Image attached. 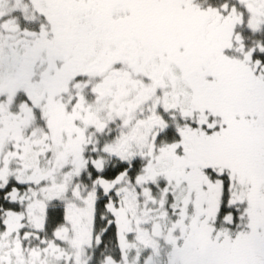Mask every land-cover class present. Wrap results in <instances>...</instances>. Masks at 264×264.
Listing matches in <instances>:
<instances>
[{"label": "snow or ice", "instance_id": "1", "mask_svg": "<svg viewBox=\"0 0 264 264\" xmlns=\"http://www.w3.org/2000/svg\"><path fill=\"white\" fill-rule=\"evenodd\" d=\"M0 264H264V0H0Z\"/></svg>", "mask_w": 264, "mask_h": 264}]
</instances>
